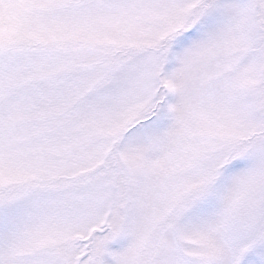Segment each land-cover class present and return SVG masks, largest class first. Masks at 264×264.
Wrapping results in <instances>:
<instances>
[{"label":"snow or ice","instance_id":"snow-or-ice-1","mask_svg":"<svg viewBox=\"0 0 264 264\" xmlns=\"http://www.w3.org/2000/svg\"><path fill=\"white\" fill-rule=\"evenodd\" d=\"M0 264H264V0H0Z\"/></svg>","mask_w":264,"mask_h":264}]
</instances>
